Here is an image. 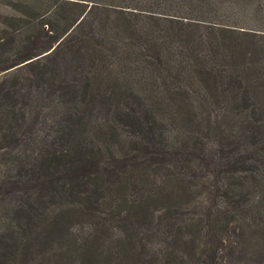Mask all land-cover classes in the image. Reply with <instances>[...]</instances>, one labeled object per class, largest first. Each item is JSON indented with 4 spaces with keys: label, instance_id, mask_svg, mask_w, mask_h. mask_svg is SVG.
<instances>
[{
    "label": "rangeland",
    "instance_id": "rangeland-1",
    "mask_svg": "<svg viewBox=\"0 0 264 264\" xmlns=\"http://www.w3.org/2000/svg\"><path fill=\"white\" fill-rule=\"evenodd\" d=\"M216 3L236 38L264 34V0ZM117 17L103 30V63L76 45L10 71L16 89L0 94V264H264L257 71L235 81L232 58L205 60L175 37L157 40L159 55L152 39L118 31ZM65 74L87 91L84 105L60 102ZM55 150L90 167L78 178L69 154L44 163Z\"/></svg>",
    "mask_w": 264,
    "mask_h": 264
},
{
    "label": "trees",
    "instance_id": "trees-1",
    "mask_svg": "<svg viewBox=\"0 0 264 264\" xmlns=\"http://www.w3.org/2000/svg\"><path fill=\"white\" fill-rule=\"evenodd\" d=\"M227 1L233 3L235 0ZM0 5L4 6L0 9V72L8 70L3 73L2 78L0 77V94L6 96L16 89L15 84H7V81L13 79V72L10 71L40 64L41 59L51 57L65 47L77 45L78 54L83 57L89 54L94 59L100 57L103 63L107 48L101 38L106 35L103 30H106L113 12L119 14V17L113 20L118 31L125 29L130 31L133 38L149 42L152 39L154 43L151 42V45H158L156 52L159 55H165L162 53L165 47L157 44V40L163 42L175 37L188 47L195 49L196 46L203 51L205 60L222 53L232 58L235 74H240V71L246 74L257 71L259 80H253L250 85L262 86L264 90V34L245 31L241 33L245 34L244 38H236L238 30L229 27L232 23L231 13L223 12L216 0H0ZM96 18L99 19V27L94 23ZM182 24L190 25L186 32L181 29ZM85 25L89 26L90 32L84 33ZM203 29L205 30L202 31ZM42 30L46 31L45 37ZM91 38H96L99 45L93 44ZM110 42L112 41L109 40ZM47 51L49 52L41 55ZM39 72L41 75L38 80L49 79L46 68ZM89 73L90 71H85L87 83L90 80ZM59 74L61 75V72ZM232 74L235 81L238 79L242 82L239 75L233 72ZM61 77L60 88L63 94L60 102L66 107L84 105L86 101L80 91L85 89L81 87L79 79L68 77L67 74ZM236 86L233 80L223 92L230 88L235 91ZM241 87L239 83V89ZM76 111L67 112L65 119L69 121V125ZM4 117L6 119V116ZM63 131L64 127L57 124L54 129V133H59L56 140L62 138ZM68 154L72 159L70 162H78L73 173L77 172L75 175L79 178L78 173L82 174L84 169L90 167L91 162L78 160L72 153H59L55 150L44 163H61ZM3 238L0 237V241ZM3 241L5 242V239L0 242L1 247L4 245Z\"/></svg>",
    "mask_w": 264,
    "mask_h": 264
}]
</instances>
